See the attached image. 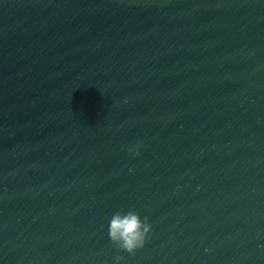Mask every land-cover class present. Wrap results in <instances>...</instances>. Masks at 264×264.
<instances>
[{
	"label": "water",
	"instance_id": "water-1",
	"mask_svg": "<svg viewBox=\"0 0 264 264\" xmlns=\"http://www.w3.org/2000/svg\"><path fill=\"white\" fill-rule=\"evenodd\" d=\"M117 256L264 264V0H0V264Z\"/></svg>",
	"mask_w": 264,
	"mask_h": 264
},
{
	"label": "clouds",
	"instance_id": "clouds-1",
	"mask_svg": "<svg viewBox=\"0 0 264 264\" xmlns=\"http://www.w3.org/2000/svg\"><path fill=\"white\" fill-rule=\"evenodd\" d=\"M128 151L133 156L140 155V143L130 146ZM152 231V225L147 217L134 211L125 212L123 209L115 212L109 221L108 235L109 239L115 247L131 255H135L138 249L145 246L146 240ZM116 264L123 259L122 256H117Z\"/></svg>",
	"mask_w": 264,
	"mask_h": 264
}]
</instances>
